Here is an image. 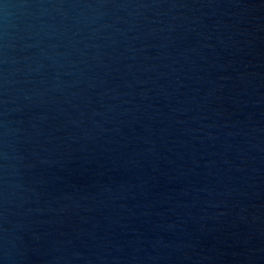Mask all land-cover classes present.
Returning <instances> with one entry per match:
<instances>
[{
    "label": "water",
    "instance_id": "1",
    "mask_svg": "<svg viewBox=\"0 0 264 264\" xmlns=\"http://www.w3.org/2000/svg\"><path fill=\"white\" fill-rule=\"evenodd\" d=\"M0 264H264V0H0Z\"/></svg>",
    "mask_w": 264,
    "mask_h": 264
}]
</instances>
